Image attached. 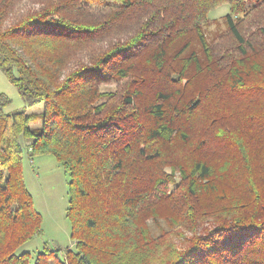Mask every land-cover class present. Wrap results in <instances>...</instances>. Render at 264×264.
<instances>
[{
  "label": "trees",
  "instance_id": "1",
  "mask_svg": "<svg viewBox=\"0 0 264 264\" xmlns=\"http://www.w3.org/2000/svg\"><path fill=\"white\" fill-rule=\"evenodd\" d=\"M0 71L42 104L0 114V264H264V0H0ZM22 139L68 173L72 250L16 255Z\"/></svg>",
  "mask_w": 264,
  "mask_h": 264
},
{
  "label": "rangeland",
  "instance_id": "2",
  "mask_svg": "<svg viewBox=\"0 0 264 264\" xmlns=\"http://www.w3.org/2000/svg\"><path fill=\"white\" fill-rule=\"evenodd\" d=\"M228 7L221 6L208 14L210 20H216L222 23V17L227 15ZM223 29L221 25L220 30ZM209 31L216 32L214 25L209 26ZM4 74L0 71V95L9 100L0 111V114L6 115L14 111H25L31 114L32 120L30 128L39 126L40 122L36 115L41 114L42 104L28 107L17 89L8 82ZM24 158L23 175L26 188L32 196L35 209L42 215L41 236L34 237L26 242L17 251L16 255L24 252L35 255L42 252L44 247L55 250L60 249L61 253L65 248L73 249V242L70 239V225L65 215L68 207V182L69 176L64 168L59 165L52 155L42 154L32 157L27 156L26 145L28 141L21 140ZM59 253V255L61 254ZM33 264V260L31 262Z\"/></svg>",
  "mask_w": 264,
  "mask_h": 264
}]
</instances>
